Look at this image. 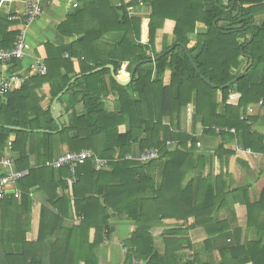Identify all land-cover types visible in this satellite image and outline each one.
Wrapping results in <instances>:
<instances>
[{
	"label": "trees",
	"instance_id": "1",
	"mask_svg": "<svg viewBox=\"0 0 264 264\" xmlns=\"http://www.w3.org/2000/svg\"><path fill=\"white\" fill-rule=\"evenodd\" d=\"M142 1L147 16L128 13L126 2L139 8L138 0H119L116 6L109 0H79L58 26L61 34L76 36L75 40L45 44L47 53L39 56L46 73L28 77L0 97V161L6 156L4 143L13 135L9 144L13 168L28 172L15 181L20 203L6 194L0 210L20 208L29 223L30 194L41 192L46 202L35 242L25 241L21 223L9 229L6 241L16 244L17 253L7 254V264H78L80 260L98 264L93 249L110 238V210L126 214L134 225L123 242L124 264H208L198 255L184 261L179 256L183 243L190 246L184 235L196 228L206 234V250L214 237L223 235L229 241L220 249L221 264H264V220L260 222L254 213L264 209V187L258 201L245 203L247 226H254L260 239L240 245L239 231L231 232L228 223L236 217V207L228 198L237 189L230 191L220 176H204L206 157L197 152L199 133L218 135L224 141L240 136L244 149L264 151V135L251 128L258 118L251 111L264 108V18L256 21V16L264 15V0ZM198 24L205 29L199 30ZM159 30L174 36L173 42L157 46ZM112 33L120 35L114 44L103 39ZM16 35L11 32L6 37ZM124 62L129 73L137 66L131 80L121 85L106 65L111 64L118 75ZM96 68L100 69L93 71ZM166 70L170 71L167 85ZM47 82L57 87L52 89L53 97L67 87L59 98L61 103L63 97L67 99L59 118L61 129L49 107H40L36 94ZM231 92L239 93L236 104L228 102ZM217 127L233 128L235 134L217 132ZM167 141L173 145H166ZM57 142L66 145L64 152L90 149L107 159L110 168L96 171L89 159L74 173L68 164L52 168L46 162L57 156ZM34 149L39 152L32 165ZM145 149L157 150V157L145 163L124 158ZM234 154L222 143L215 151L227 164ZM190 170L195 175L186 180ZM5 174L0 164V177ZM65 178L73 180L69 193L64 192ZM225 207L230 215L220 219L216 212ZM70 211L81 221L66 229L61 239L50 227H60ZM165 220L174 222L166 226ZM164 226L160 251L151 231ZM48 235L55 238L43 243ZM40 252L46 254L45 260Z\"/></svg>",
	"mask_w": 264,
	"mask_h": 264
},
{
	"label": "crops",
	"instance_id": "2",
	"mask_svg": "<svg viewBox=\"0 0 264 264\" xmlns=\"http://www.w3.org/2000/svg\"><path fill=\"white\" fill-rule=\"evenodd\" d=\"M78 1L79 0H44L41 3V15L35 18L33 21L26 23L24 9L26 7L27 0H0V48H12L21 30H24V38L26 42V49L22 59H13L9 63H0V76L5 75L8 72H16L19 75H27L28 77L39 74L35 69L37 66L36 62L40 60V62L44 63L43 57L39 56V54L47 53L45 44L59 46L69 44L71 41L75 40L76 36L61 34L58 30V26L65 21L67 16L73 13L75 9L73 4L78 3ZM109 1L112 6H116L119 4V0ZM148 13L149 10L143 5L139 6V8L136 9V12L133 13V15L147 16ZM263 18L264 15L260 14L256 16V21L259 22ZM11 32H17L16 37H6L7 33ZM119 38V34L112 33L104 36L103 39L114 44ZM173 40L174 36H172L171 34L162 33L161 30L157 32V46L159 45L160 47H163L164 45L173 42ZM15 61L17 62L16 64L14 63ZM126 65V62L121 65L119 73L126 71ZM243 69L244 67L242 68V71ZM169 81L170 71L166 70L164 72L163 82L165 85H167ZM22 83L23 82L15 83L14 86H16V84ZM53 88L57 89L54 84L47 82L36 89V94L39 97V104L41 108H51L52 100L54 98L52 96ZM238 97L239 93L231 92L228 102L236 104ZM59 98L58 102L61 105V111L59 115L60 118L61 114L64 111V108L66 107L67 99L63 97V102L61 103L59 101ZM222 109L223 105L220 106V110ZM251 114L254 116L258 115L257 120L251 123L252 130H255L257 133L264 135V108L261 107L257 110H252ZM16 129H19V127H16ZM231 129L233 128H222L223 131L235 134V132L231 131ZM12 139L13 135H10V138L4 143V148L9 147ZM197 139V152L203 153L206 157L205 168L202 171L203 175L206 176L210 174L213 178L216 176H220L224 181H226L227 185L230 187V191L235 188L237 189L236 191H232L228 198L231 207H236V217H231L228 219V223L230 226L229 230L231 232H233L234 229H236L235 231H239L238 241L240 245L245 244V242L249 240H259L260 238L257 235L255 227L247 226V213L245 203L246 199H248L252 203L258 201L264 187V151L260 150L259 152H254L249 149H244L241 144L240 136L239 138L235 136L229 141H224L218 135L209 136L199 133L197 134ZM221 143L223 144L224 149L235 151V154L228 159V164L226 163L225 157H223V160H220L215 155L216 148ZM56 150L57 155H60L65 150H67V147L66 145L57 142ZM38 152V149H34L32 152L33 154H30L32 165H34L35 163L34 154ZM137 154L138 151H134L131 155L136 156ZM7 155L12 156L11 151H9ZM210 157H212L211 160ZM46 163L47 165L49 164L52 167L51 161H48ZM194 175V171H188L186 180L192 178ZM64 181L68 186V189H65L64 192L69 193L73 180L71 178H65ZM13 187V189H7L6 193L12 195L11 193H8L9 190H19L15 185H13ZM58 193L60 195L63 194L61 190ZM30 196L33 202L29 214V223L25 221L26 215L25 213H21L22 210H20V208H3V210H0V264H7V254L13 253L17 249L16 244H8V240L6 241V236L8 235V231L10 228H19L17 227L19 225L18 223H21V228H23V230L26 229L25 241L32 243L37 240L40 225L41 206L43 204H46V202L45 196L41 192H33L30 194ZM16 199L17 203L19 204L21 196ZM228 208L229 207H225L224 209L219 210L218 212H216V216H218L220 219L228 217L230 215ZM110 212V217L108 219L110 227L112 228L110 238L99 244L93 250L97 256L98 264H123L126 253V250L122 247L123 242L124 239L130 236L129 233L133 230L134 225L133 222L128 219L126 214H117L112 210H110ZM254 213L260 218V222L264 220L263 208L254 211ZM80 221L81 217L70 211V214L66 218H64L60 227H58V225H51L50 228L54 230L51 233H54V235L57 234V236L63 239L65 230L78 226L80 224ZM48 229L49 228L47 226V229L45 228V231L48 232ZM184 236L190 239V246L186 243L189 247L196 246L197 249L199 247H203V249H199L198 251H196V254H198L200 258L199 260L201 262H207L208 264L212 262L221 264L222 256L220 254V249L229 245V241L226 240L225 236L221 235L214 237L212 239V243L210 244L209 250H206L205 248L204 240L206 239V234L202 228L192 229L188 231V233ZM52 238L55 237L48 235V237L42 242L47 244L51 241ZM262 243H264V238ZM157 246L159 248H162L163 250L161 242L159 245L156 244V247ZM193 252L194 251H189L188 254H192V256L188 255L189 257L182 259L183 257L180 250L179 255L181 257V260L184 261L186 259H191L195 255V252ZM38 256H41L44 260L47 258L44 252H40ZM78 264L85 263L83 260H80Z\"/></svg>",
	"mask_w": 264,
	"mask_h": 264
},
{
	"label": "built area",
	"instance_id": "3",
	"mask_svg": "<svg viewBox=\"0 0 264 264\" xmlns=\"http://www.w3.org/2000/svg\"><path fill=\"white\" fill-rule=\"evenodd\" d=\"M44 0H27L26 7L24 9V16L26 23H29L33 21L35 18L39 17L42 12L41 3ZM127 11L129 14H133L136 12V7L133 6L131 3L126 2ZM138 5L143 6V1L138 0ZM74 7L77 6L76 3L73 4ZM26 49V42L24 38V30H21L18 34L14 45L12 48L9 49H3L0 48V63H9L13 59H22L24 56V52ZM64 56H68L67 53L64 54ZM36 71L39 74H45L46 73V66L43 62L37 61L36 62ZM28 78L27 75H19L16 72H8L5 75L0 76V97L6 95L11 87L15 83H21L24 82ZM215 130L218 132L222 130V128H215ZM231 131H234V129H231ZM158 152L157 150L152 149H145L142 152H139L136 156H132L131 154H127L124 156L125 159H134L138 160L142 163H145L155 157H157ZM118 158V153H116L113 157V160H116ZM92 160L93 167L96 171L99 170H108L110 168L109 162L107 159H101L95 155V153L90 149H82L78 152H64L60 155H57L53 161L51 162V165L53 168H59L66 164L69 165L71 173H74V168L77 165L85 163L86 160ZM13 157L10 155H7L3 157L0 161V164L2 167H4L6 174L0 177V199L6 195L7 189L11 188L13 189V185H15V181L19 178L27 175V170L23 171H17L13 168ZM12 185V186H11ZM15 198L20 197V191L14 189V192L12 193Z\"/></svg>",
	"mask_w": 264,
	"mask_h": 264
},
{
	"label": "water",
	"instance_id": "4",
	"mask_svg": "<svg viewBox=\"0 0 264 264\" xmlns=\"http://www.w3.org/2000/svg\"><path fill=\"white\" fill-rule=\"evenodd\" d=\"M172 48V47H170ZM167 51H169V49H167ZM192 61V60H191ZM193 63V62H192ZM252 63V59L250 58V61H249V64L250 65ZM194 67H195V64L193 63ZM137 64L134 65L132 67V70L131 72L129 73V75L126 74V72H121L119 73L118 75H115V73L113 72V67L111 64H108L106 65V67H108L111 71V74L112 76L115 78V80L121 84V85H126L130 80H131V76L133 75L134 73V70L136 68ZM247 68V67H246ZM100 68H96L94 69L93 71H98ZM245 72V67L243 69V71L241 72L240 76L243 75ZM78 76L80 75H77L75 77H73L70 82L68 84H70L71 82H73ZM67 89V87H65L62 91H60L52 100V105H51V108H50V113H51V116L52 118L54 119V121L56 122V124L58 125L59 129H61V124H60V121H59V115H60V111H61V105L60 103L58 102V98L63 94V92ZM12 128H16V127H12ZM14 191L13 190H9L8 193H13Z\"/></svg>",
	"mask_w": 264,
	"mask_h": 264
},
{
	"label": "rangeland",
	"instance_id": "5",
	"mask_svg": "<svg viewBox=\"0 0 264 264\" xmlns=\"http://www.w3.org/2000/svg\"><path fill=\"white\" fill-rule=\"evenodd\" d=\"M198 26V29L199 30H204L205 29V26H203L202 24H198L197 25ZM127 72V71H126ZM181 127L182 128H185V123H183L182 122V124H181ZM166 145H168V146H172L173 145V143H171V141L170 142H166ZM5 149V152H6V154L9 152V147H5L4 148ZM174 221L173 220H165V222H164V224L166 225V226H168V225H170V224H172ZM166 226H164V227H160V228H158V227H155V228H153L152 229V233H153V235H154V237H155V242H156V244L157 245H159L160 244V242H161V235H160V233L162 232V230L166 227ZM125 250H126V248H125V246L123 245L122 246ZM157 248L159 249V250H162V248H159L158 246H157ZM156 248V249H157ZM201 250V249H203V247H199L198 249H197V247L195 246V247H193V246H191V247H189L186 243H183V249L181 250V255H182V259H185V258H187V257H189L188 255H191L192 256V254H188V252L189 251H194L193 253L195 254V255H198V254H196L197 252L196 251H198V250ZM187 253H186V252ZM180 256V255H179ZM123 264H124V261H123Z\"/></svg>",
	"mask_w": 264,
	"mask_h": 264
},
{
	"label": "clouds",
	"instance_id": "6",
	"mask_svg": "<svg viewBox=\"0 0 264 264\" xmlns=\"http://www.w3.org/2000/svg\"><path fill=\"white\" fill-rule=\"evenodd\" d=\"M126 72V71H125ZM127 75H129V72H126Z\"/></svg>",
	"mask_w": 264,
	"mask_h": 264
}]
</instances>
